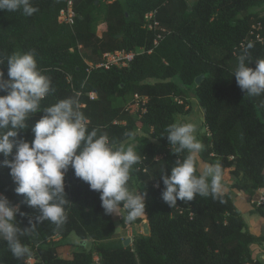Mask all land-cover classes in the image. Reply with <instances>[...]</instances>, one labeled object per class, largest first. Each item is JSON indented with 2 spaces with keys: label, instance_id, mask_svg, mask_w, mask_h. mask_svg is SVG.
<instances>
[{
  "label": "trees",
  "instance_id": "1",
  "mask_svg": "<svg viewBox=\"0 0 264 264\" xmlns=\"http://www.w3.org/2000/svg\"><path fill=\"white\" fill-rule=\"evenodd\" d=\"M69 1L75 12L72 24L59 20ZM33 3L39 10L32 16L0 10V59L6 62L14 51L35 49L38 66L50 77L53 89L41 101V110L74 96L89 119L90 130L106 131L116 144L136 146L141 162L134 166L129 183L145 194L150 233L138 235L133 245L125 246L115 215L104 214L99 192L69 167L65 191L71 203L66 224L58 230L51 222L38 223L36 234L22 237L31 250L22 259L13 257L6 242L0 241V264H264V257L253 250L264 243V234L250 229L229 191L252 195L264 188V96L245 95L232 74L242 44H254L250 67L256 66V59H264V0ZM150 12L159 24L152 30L144 28ZM101 20L107 28L99 35ZM162 28L164 38L151 53L136 55L126 67L88 72V63H101L106 52L153 48ZM0 69L7 79V65ZM201 75L204 78L197 83ZM135 94L148 97L145 111L131 106ZM190 96L203 110L207 128L198 136L204 145L201 161L219 164L222 182L231 185L223 203L197 195L191 201L177 200L171 208L161 196V177L170 175L179 154L171 151L166 129L178 122L177 116L192 111ZM42 115L29 117L28 127L19 135L32 140L31 128ZM9 173V168L0 167V193L28 214L17 216L21 227H27L28 216L38 213L15 192ZM255 211L264 218V206ZM139 221L140 217L131 222ZM121 222L128 221L121 217ZM75 239H87L88 244L81 246ZM65 244L79 247L72 258L59 256L58 247Z\"/></svg>",
  "mask_w": 264,
  "mask_h": 264
},
{
  "label": "clouds",
  "instance_id": "2",
  "mask_svg": "<svg viewBox=\"0 0 264 264\" xmlns=\"http://www.w3.org/2000/svg\"><path fill=\"white\" fill-rule=\"evenodd\" d=\"M0 10L32 16L39 9L33 0H0ZM253 47L252 42L241 45L232 73L250 98L264 96V59H256L254 68L249 66ZM4 64L8 78L0 69V92L6 93L0 94V167L9 168L15 192L38 213L34 218L28 216L29 226L21 227L17 216L28 214L21 211L19 203L0 193V241L6 242L12 256L22 259L31 254L22 237L36 234L38 223L51 222L58 230L66 224L71 203L65 191L69 167L91 190L99 192L104 214L118 215L128 222L144 215L145 194L129 183L134 166L141 162L136 146L116 144L106 131L90 130L89 119L74 96L41 110V101L53 89L50 77L38 66L35 49L14 51L6 62L0 59V65ZM38 112L43 115L31 128L33 139L21 137L19 133L28 127L26 121ZM197 130L194 121L174 122L166 129L171 151L179 154L170 175L161 177V196L171 208L177 206V200L191 201L197 195L224 202L227 189L221 166L202 163L204 145L197 138ZM76 243L87 246L88 240Z\"/></svg>",
  "mask_w": 264,
  "mask_h": 264
},
{
  "label": "rangeland",
  "instance_id": "3",
  "mask_svg": "<svg viewBox=\"0 0 264 264\" xmlns=\"http://www.w3.org/2000/svg\"><path fill=\"white\" fill-rule=\"evenodd\" d=\"M261 12L264 14V9ZM106 28H107L106 22L101 20L97 26V31L99 35H102L103 32L106 30ZM189 100H190V106L192 107V111L189 114H182V115L177 116V121L178 122H186V121L196 122L198 124V130H197V138H198L199 135L205 134L207 132V128L205 126V121H204V112L200 108L195 97L190 96ZM230 182L232 183V181ZM230 185L225 186L227 191L230 189L229 188ZM229 191L232 193L234 197V201L236 202V205L242 211L247 223L250 226V229L257 234H264V218L256 213L255 207H257V205L253 203V201H251V198L252 199L257 198V194L259 190L257 191L256 194L253 192L254 194L252 195L241 194L234 189H231ZM115 219L117 221L118 230H120L121 235L124 238H130L131 245L134 244V240L138 235L144 234L142 223L148 220L146 213L140 216L141 221L139 222L123 223L121 222V216H118V215H115ZM59 239H60V236H57L54 238V240L56 241H58ZM75 240L77 241L78 239H75ZM77 250H79L78 246L71 245V244H65V245H61L58 247V254L61 257L68 258V257H72L74 252H76ZM253 250L256 256L264 257V243L254 245ZM95 260L96 261L98 260L97 255H95ZM29 262L33 263L34 259L30 258Z\"/></svg>",
  "mask_w": 264,
  "mask_h": 264
},
{
  "label": "built area",
  "instance_id": "4",
  "mask_svg": "<svg viewBox=\"0 0 264 264\" xmlns=\"http://www.w3.org/2000/svg\"><path fill=\"white\" fill-rule=\"evenodd\" d=\"M73 2L69 1V6L67 10H64L61 12L59 20L61 22L66 23H73V18L75 16V12L72 8ZM158 21L154 19V12H150L146 15V22L144 24V28H147L149 30H152L156 27H158ZM166 30L164 28L160 29L159 32H157L154 42H153V48H150L147 50L146 47H141L140 49L136 51H126L124 49H118L115 51H109L104 53L103 55V61L101 63H98L97 65H93L92 63H88V72H91L93 68H104V69H111L114 66L117 67H126L129 66V64L134 60L136 55L140 53H151L155 47H157L160 42L164 38V32ZM71 79V78H70ZM96 94L95 92L90 93L91 98H95ZM148 102V97L146 96H140L138 94L134 95V98L132 100V107H135L137 109H141L142 111L146 110V103ZM253 203H255L257 206H263L264 205V188L260 189L257 194L256 199H252Z\"/></svg>",
  "mask_w": 264,
  "mask_h": 264
},
{
  "label": "water",
  "instance_id": "5",
  "mask_svg": "<svg viewBox=\"0 0 264 264\" xmlns=\"http://www.w3.org/2000/svg\"><path fill=\"white\" fill-rule=\"evenodd\" d=\"M204 78V75H201L199 77L196 78V82L200 83L202 81V79ZM143 232L145 235H148L150 233V226L148 221L144 222L143 224ZM131 243V239L130 238H126L124 241L125 246L129 245Z\"/></svg>",
  "mask_w": 264,
  "mask_h": 264
},
{
  "label": "crops",
  "instance_id": "6",
  "mask_svg": "<svg viewBox=\"0 0 264 264\" xmlns=\"http://www.w3.org/2000/svg\"><path fill=\"white\" fill-rule=\"evenodd\" d=\"M236 203V202H235ZM123 211V210H122ZM123 213V212H122ZM68 258H72V257H68Z\"/></svg>",
  "mask_w": 264,
  "mask_h": 264
}]
</instances>
